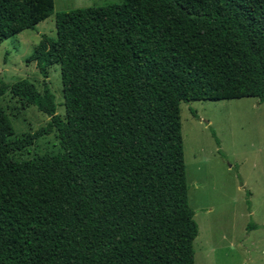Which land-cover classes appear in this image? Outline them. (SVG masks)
Instances as JSON below:
<instances>
[{"label":"trees","instance_id":"trees-1","mask_svg":"<svg viewBox=\"0 0 264 264\" xmlns=\"http://www.w3.org/2000/svg\"><path fill=\"white\" fill-rule=\"evenodd\" d=\"M53 13V0H0V44ZM55 32L28 59L42 92L0 84L49 119L14 139L0 107V264H194L180 105L264 104V0H122L58 13ZM53 132L56 155L13 160Z\"/></svg>","mask_w":264,"mask_h":264},{"label":"rangeland","instance_id":"rangeland-1","mask_svg":"<svg viewBox=\"0 0 264 264\" xmlns=\"http://www.w3.org/2000/svg\"><path fill=\"white\" fill-rule=\"evenodd\" d=\"M53 2L50 18L0 44V84L26 80L42 92L43 79L28 59L42 37H55V15L122 0ZM46 84L55 97L56 114L63 118L57 66L49 69ZM0 107L15 130L14 139L35 134L49 121L8 91L0 96ZM180 132L189 206L198 227L194 264H264V104L251 98L181 104ZM59 151L53 132L12 158L29 161Z\"/></svg>","mask_w":264,"mask_h":264}]
</instances>
